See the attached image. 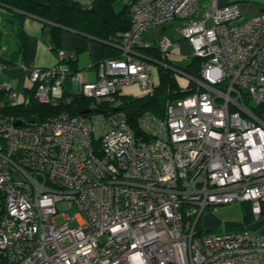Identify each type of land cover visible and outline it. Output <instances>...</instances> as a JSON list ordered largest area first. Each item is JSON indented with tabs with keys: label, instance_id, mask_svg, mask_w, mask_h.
Here are the masks:
<instances>
[{
	"label": "built area",
	"instance_id": "1",
	"mask_svg": "<svg viewBox=\"0 0 264 264\" xmlns=\"http://www.w3.org/2000/svg\"><path fill=\"white\" fill-rule=\"evenodd\" d=\"M219 1L130 0L121 55L100 60L93 81L69 75L74 51L62 50L53 67L21 65L25 96L0 78V264H264V234L196 229L216 205L264 215V8L245 15ZM173 19L199 76L164 119L139 115L136 136L120 93L157 83L136 48ZM174 44L164 33L157 41L165 55ZM75 94L90 100L86 113L30 123L3 113L30 96L57 107Z\"/></svg>",
	"mask_w": 264,
	"mask_h": 264
},
{
	"label": "trees",
	"instance_id": "2",
	"mask_svg": "<svg viewBox=\"0 0 264 264\" xmlns=\"http://www.w3.org/2000/svg\"><path fill=\"white\" fill-rule=\"evenodd\" d=\"M129 1L92 0L89 7L82 5L77 0H0V25L10 33L14 45L13 49L7 53L1 50L0 43V63L13 66L17 61L24 60L27 42L23 22L30 16L50 23V33L54 44H56L63 28H66L100 41L102 58L120 57L121 52L118 47L120 40L117 33L124 32L130 26ZM1 34L0 30V38ZM53 50L57 54V46H54ZM136 51L139 56L148 59L155 66L157 83L148 94H140L138 97L122 94L120 96L122 108L128 116L129 126L136 136L143 137L137 123L139 115L148 112L159 119H164L167 106L170 103L193 92L194 85L188 76H199L201 60L191 57V60L184 65L174 63L168 59V54L160 53L156 42L147 46H138ZM72 57L65 61L69 75L78 72L74 58L75 51ZM175 72L188 77L189 85L186 89H181L178 86ZM90 103L89 99L75 94L71 103L52 107L40 104L30 96L27 103L5 105L3 113L30 123L45 120L47 117L58 115L61 112L81 114ZM243 205L244 219L248 221L251 212L247 203H243ZM196 229L200 233L203 231L200 219L197 221Z\"/></svg>",
	"mask_w": 264,
	"mask_h": 264
},
{
	"label": "crops",
	"instance_id": "3",
	"mask_svg": "<svg viewBox=\"0 0 264 264\" xmlns=\"http://www.w3.org/2000/svg\"><path fill=\"white\" fill-rule=\"evenodd\" d=\"M219 2L220 3L237 2L241 12L245 15L254 14L257 11H259L262 7H264V5L262 4H257L256 2L249 0H220ZM23 30L25 32L26 42H27L25 58L24 60L17 61L15 65L9 66L7 70L8 73L6 75V78L5 77L1 78L8 80L15 90L21 92L22 96H25V94H23L22 92H24L25 85L27 86V81L25 79V72L21 68V65L30 64L43 68H49L55 66L58 59H57V54L53 50L54 46H57L58 50H62V51H68V52L75 51L74 58L76 61V67L80 79L82 77V74L88 77H95L96 79L97 64L100 60L103 59L100 41L94 39L91 36L79 34L70 29L63 28L56 44H54L50 33L51 32L50 23L48 21L41 20L34 16L27 17L24 20ZM162 34L163 33H161L160 35ZM171 38L174 40L175 44L170 49V52L168 54V59L174 63H177L183 57H179L177 54H180L181 52H175L174 48H177V46L180 44H182L183 47L186 48V46H189L190 44L188 43L187 40L180 37L179 34L176 37H171ZM141 39L142 42L146 41L143 39V34L141 35ZM1 50H5V48L4 49L1 48ZM175 55L178 57H175ZM80 63H82V65H84L85 68L87 66V68L86 69L79 68L81 65ZM152 67L154 70V75H156L157 71L153 64ZM81 70L84 71L86 70L88 72L92 70L94 74L92 75L87 74L86 71L82 72ZM95 79L92 80L88 79L87 81H93ZM137 89H138V85H137ZM120 94L127 95L126 93H123V91H121ZM225 208L227 209V216L225 217L219 216L220 211L215 210L214 206L207 208L209 210L203 212V214L200 217L201 230H203L204 232H214V231H232L234 229L237 230L244 228L249 231H254L257 233L264 234V215L255 218L251 214L249 216L248 221H246L244 219L243 203H240V206L237 207H235V204H231V205L227 204Z\"/></svg>",
	"mask_w": 264,
	"mask_h": 264
},
{
	"label": "rangeland",
	"instance_id": "4",
	"mask_svg": "<svg viewBox=\"0 0 264 264\" xmlns=\"http://www.w3.org/2000/svg\"><path fill=\"white\" fill-rule=\"evenodd\" d=\"M123 1L125 2L127 0H123ZM249 1H253V2H256L257 4L264 5V0H249ZM262 8H264V7H262ZM247 15H250V14H247ZM179 24H181V21H177L175 19L169 20V21L161 23V24H158L154 27L147 29L143 33V39L150 42V43H154V42H157L161 33H164L166 36H168L170 38L176 37L178 35ZM0 30L3 34V35L1 34V38H0L1 48H3V49L5 48V50L3 52L8 53L14 47L12 37H11L10 33L1 25H0ZM174 51L175 52H181L180 54H177V55L179 57H183V58H181V60H179L177 62L178 64L184 65L191 60V57H192L191 55L193 52H192V48L190 45L186 46V48H185V47H183L182 44H180L177 46V48H174ZM178 56L175 55V57H178ZM78 63H79V60H78ZM80 64L81 65L79 68H85V66L82 65V63H80ZM78 66H79V64H78ZM17 67H19V66H17ZM86 68H87V66H86ZM7 70H4L2 73H0V78H4V77L6 78V75L8 73ZM81 71L85 72L86 70L85 71L81 70ZM86 72H87V74H91V75L94 74V72L92 70H90L89 72L88 71H86ZM81 79H82V81H87L88 79L89 80L95 79V77H88V76H85L84 74H82ZM175 79L177 81L178 86L181 89H186L187 86L189 85L188 77H186L185 75H182L181 73L175 72ZM122 91H123V93H126L127 96H133V97H138L141 94V92L137 89L136 84H132L131 86H127V87L123 88ZM20 98H21V95L19 96V99ZM231 204H235V207L240 206V202H233V203H230L228 205H231ZM225 206H227V205L214 206L215 210L220 211L219 216H221V217L227 216V209L225 208ZM208 210L209 209H206L205 211H208ZM63 212L68 214L69 216H72L76 212V208L74 206H72V207L65 209ZM62 219H63L62 217H59L56 219V221H60Z\"/></svg>",
	"mask_w": 264,
	"mask_h": 264
},
{
	"label": "water",
	"instance_id": "5",
	"mask_svg": "<svg viewBox=\"0 0 264 264\" xmlns=\"http://www.w3.org/2000/svg\"><path fill=\"white\" fill-rule=\"evenodd\" d=\"M86 112H87V110L82 111V113H86ZM19 123H20V122H16L15 124H16V125H19Z\"/></svg>",
	"mask_w": 264,
	"mask_h": 264
}]
</instances>
